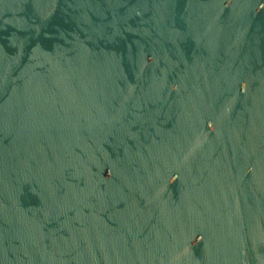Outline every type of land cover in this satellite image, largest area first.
<instances>
[{
  "label": "water",
  "instance_id": "95a60500",
  "mask_svg": "<svg viewBox=\"0 0 264 264\" xmlns=\"http://www.w3.org/2000/svg\"><path fill=\"white\" fill-rule=\"evenodd\" d=\"M0 264H264V0H0Z\"/></svg>",
  "mask_w": 264,
  "mask_h": 264
}]
</instances>
